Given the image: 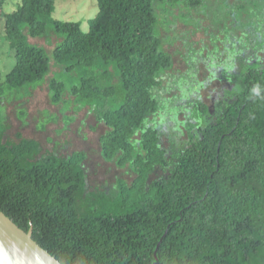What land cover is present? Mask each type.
Wrapping results in <instances>:
<instances>
[{"label":"trees","instance_id":"1","mask_svg":"<svg viewBox=\"0 0 264 264\" xmlns=\"http://www.w3.org/2000/svg\"><path fill=\"white\" fill-rule=\"evenodd\" d=\"M54 1L19 0L3 15L1 36L13 62L0 81V210L24 231L31 228L61 264H264V66L250 61L237 79L229 74L235 43L229 50L227 31L241 42L244 28L226 21L229 13L212 11L210 23L223 26L210 38L223 52L216 79L238 87L220 86L232 95H219L213 106L196 104L191 115L199 119L211 107L213 122L172 153L165 176L149 178L158 162L166 165L159 134L147 123L162 120L171 102L158 93L174 63L162 33L180 22L184 12L172 10L181 0H96L87 30L79 21L53 18ZM203 1L183 0L182 8L193 15ZM187 23L191 32L205 30L197 15ZM51 35L50 48L29 42ZM190 49L187 61H205L200 41ZM45 81L60 110L46 119L44 110L41 128L58 119L66 128L74 117L63 109H87L106 127L102 155L127 167L131 182L119 179L106 194L88 185L83 150L42 152L36 138L20 132L4 140V98L21 100ZM179 88L176 97L185 92ZM17 116L23 121L26 111L19 108Z\"/></svg>","mask_w":264,"mask_h":264},{"label":"rangeland","instance_id":"2","mask_svg":"<svg viewBox=\"0 0 264 264\" xmlns=\"http://www.w3.org/2000/svg\"><path fill=\"white\" fill-rule=\"evenodd\" d=\"M0 81L3 80L4 74L12 65L13 59L11 57V50L9 49L7 41L1 36L3 32V22L5 12L14 10L19 0H0ZM219 0H204L198 9L190 13H186L183 0L179 1L172 10L174 14L176 6L179 7L181 13L184 15L178 18L180 22L175 29L170 30V26H163L162 36L164 41L170 45V52L174 55L173 68H171L164 76V86L158 91L159 96L170 98L171 102L162 111L163 119L158 117H151L147 126H153L157 131L158 143L163 150V159L166 165H157L151 170L149 178L165 176L170 167L171 155L176 150H182L191 142L201 137V129L208 123L213 122L214 109L209 107L207 112L199 119L194 118L191 113L197 107L196 104L205 102L209 106H213L217 99L224 97L228 99L232 95L233 89L218 91L222 85L225 87L237 86L236 81H217L216 77L220 75L223 67L222 63H218L219 55L222 51L217 52L213 49L211 43V36L220 32L223 29L222 23H210L209 17H214L212 11L219 9L220 14H228L226 21L231 20L234 28L242 27L247 32L244 40L238 42L233 39L236 35H231L227 31L229 41L227 46L230 50L232 42H234V52L231 63L234 65L229 69V74L234 75L237 79L240 74L245 71L249 63L257 61L259 66H264V0H220L221 6L215 8ZM241 1V2H237ZM212 8H211V7ZM237 7V9H235ZM168 9H164L161 14H165ZM97 12L96 0H55L52 17L59 20L79 21L80 27L83 30L88 29V20ZM177 13V12H176ZM188 14V15H187ZM198 16L200 22L202 20V27L205 30L191 32L192 26L187 23L191 19ZM253 20V22H252ZM234 23H233V22ZM185 22V23H184ZM56 37L53 35L45 38L29 39L30 43L43 45L46 48L53 46ZM203 44V58L197 57L194 63L186 60V55H189L191 47L197 46L198 42ZM191 43V45H189ZM217 43V42H216ZM205 52L210 56L205 57ZM194 56V53L192 54ZM260 57V60L256 57ZM247 60L249 62H247ZM251 61V62H250ZM190 65L189 67H187ZM215 75L212 78L211 75ZM206 74L211 78L206 77ZM197 81L204 82L203 86H199ZM208 82V84H206ZM237 84V85H236ZM184 87L185 92L182 96H177L175 93ZM198 86V87H197ZM197 87V88H196ZM238 87V86H237ZM228 91V92H226ZM180 93V92H179ZM2 104L5 105L6 125H8L4 140H16V133L20 132L23 137L36 138L41 144V151H53L62 155H67L75 150H83L85 156V173L87 183L91 188H96L110 194L117 190V182L119 179L131 182L134 174L126 172L127 167H122L113 159H105L101 153L99 144V137L106 130V127L96 121L94 117L87 111L82 109L80 111H73L72 107L63 109L64 113L74 117V120L68 124V127L63 128V123L58 119L54 121L45 122L44 128H41L44 119L50 114H58L59 105L50 103L47 93V82L34 90L31 95L24 97L21 100H14L7 103L4 98ZM178 113L177 120L185 119L180 124L172 118V109L176 108ZM26 111V117L22 121L18 115V109ZM216 109V108H215ZM44 119L42 118V112ZM153 121L155 122L153 124ZM138 137V135H136Z\"/></svg>","mask_w":264,"mask_h":264},{"label":"water","instance_id":"3","mask_svg":"<svg viewBox=\"0 0 264 264\" xmlns=\"http://www.w3.org/2000/svg\"><path fill=\"white\" fill-rule=\"evenodd\" d=\"M0 264H61L0 210Z\"/></svg>","mask_w":264,"mask_h":264}]
</instances>
